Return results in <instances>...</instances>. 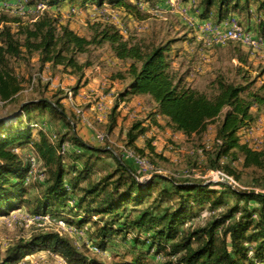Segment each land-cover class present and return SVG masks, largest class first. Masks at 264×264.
<instances>
[{"label": "trees", "instance_id": "trees-1", "mask_svg": "<svg viewBox=\"0 0 264 264\" xmlns=\"http://www.w3.org/2000/svg\"><path fill=\"white\" fill-rule=\"evenodd\" d=\"M11 1L0 0L1 102H12L21 89L8 65V58H21V48L37 52L41 66L71 67L80 79L83 66L76 55L85 53L91 44H108L114 58L126 64L124 72L116 75L126 83L117 93L108 132L115 126L118 101L147 96L153 104L149 113L153 125L159 124L157 117H163L173 132L186 138H200L209 125H215L213 151L202 148L211 170L239 180L232 164L240 162L242 170L260 173L264 180V142L254 148L240 139L264 109V86L253 90L255 79L249 81L242 75L243 82L230 84L217 75L210 93L201 92L172 75L169 54L175 40L132 43L115 27L106 26L88 41L67 26L56 25L58 20L45 9L32 27H24L20 40L8 25L19 20L3 13ZM158 1L25 0L24 5L39 3L49 9L70 5L81 10L109 6L127 17H140L141 2L155 5ZM196 9L201 20L213 17L217 23L235 14L250 17L254 13L256 36L264 40V0H197ZM238 60L246 63L245 57ZM44 116L48 123L63 127L56 129L53 140L45 121L40 122ZM9 119L8 125L0 120V218L22 208L32 216L60 218L75 230L90 231L98 253L84 244L74 246L55 231L42 230L10 244L0 264H18L40 252L64 264H264V191L156 174L144 179L111 148L82 141L57 100L25 101ZM148 132V125L135 121L126 134L125 147L142 157L144 149L136 142ZM145 142L154 154L152 140ZM23 149L32 150L42 165L41 179L33 177L31 159L18 152ZM108 250L110 257L97 256Z\"/></svg>", "mask_w": 264, "mask_h": 264}, {"label": "rangeland", "instance_id": "rangeland-1", "mask_svg": "<svg viewBox=\"0 0 264 264\" xmlns=\"http://www.w3.org/2000/svg\"><path fill=\"white\" fill-rule=\"evenodd\" d=\"M165 4H140V17H127L118 10L104 6L102 9H79L70 5L60 9H49L37 3L35 7H26L25 0H12L5 4L4 14L11 19L17 18L19 23L10 22L12 33L18 34L23 40L22 31L25 26L32 27L40 11L49 12L57 19L58 26L68 29L90 41L106 26L115 27L123 33L124 39L142 45H156L168 40L176 44L170 52V71L175 79L183 78L186 86L198 91L210 93V83L217 75L230 83L243 82L242 75L249 81L256 80L252 89L264 86V40L256 36L257 17L253 13L247 17L244 13L235 14L220 23L211 17L201 20L196 9L197 0L182 3L175 0H164ZM44 6V7H42ZM253 11L254 6H252ZM224 29L226 25L235 28L237 33L249 32L257 38L253 45L241 40H224L222 38L208 39L202 36L200 26ZM59 32V30L57 31ZM263 43L258 45V41ZM21 58H8L9 69L20 82L21 89L12 102L0 101V120L8 125L7 117L15 112L17 106L25 101L44 97L51 101H59L65 114L74 127L77 135L85 143L95 147H109L123 160L141 173L146 179L150 175L173 177L177 180L203 181L204 183H226L240 189L264 191L263 175L242 170L240 162L232 164L239 173V180L226 177L209 168L207 158L202 148L213 151L215 125H209L200 137L186 138L178 132H173L167 126V120L157 117L158 125H153L149 113L153 104L147 96H136L117 102L115 110V126L108 132L109 117L116 102V96L126 81L116 78L123 73L126 64L118 61L111 53L108 44L87 47L85 53H78L76 60L82 65L83 77L79 79L71 67L63 65L41 66L37 52L28 53L21 48ZM238 57H245L246 63H241ZM77 90H73L75 88ZM43 120V121H42ZM40 122L46 123L47 135L53 140L56 129L63 128L53 122L48 123L44 116ZM135 121H142L149 126V132L137 140V147L144 149L143 156H138L125 147L126 134ZM152 140L154 154L145 147V141ZM242 143H248L254 148H260L264 142V109L259 113L258 121L247 131L241 133ZM65 145V149H69ZM24 157L31 159L33 177L41 179L43 167L35 159L30 149L19 150ZM113 164L111 160H107ZM143 167V169L141 168ZM229 202L231 199L228 198ZM205 214H203L204 216ZM201 218L197 222H201ZM194 223V222H193ZM55 231L70 239L74 246L81 248L84 244L92 252L98 253L94 243L89 238L90 231H78L56 217L32 216L22 208L7 217L0 218V257L6 248L16 240L26 239L30 234L42 231ZM89 252L92 255V252ZM94 255V254H93ZM101 258L110 257V251L97 255ZM18 264H64L63 261L47 252L36 253L25 258Z\"/></svg>", "mask_w": 264, "mask_h": 264}, {"label": "built area", "instance_id": "built-area-1", "mask_svg": "<svg viewBox=\"0 0 264 264\" xmlns=\"http://www.w3.org/2000/svg\"><path fill=\"white\" fill-rule=\"evenodd\" d=\"M40 9H46V8H40ZM200 30L201 33L203 34L202 36L207 37L208 39H214V38H222L224 40L237 39V40L249 42L252 45L255 42H257V38L251 36L249 32L237 33L236 29L231 28L230 25H226L224 29H221L216 26H207V23L204 22L201 24ZM141 168L143 169V167Z\"/></svg>", "mask_w": 264, "mask_h": 264}, {"label": "crops", "instance_id": "crops-1", "mask_svg": "<svg viewBox=\"0 0 264 264\" xmlns=\"http://www.w3.org/2000/svg\"><path fill=\"white\" fill-rule=\"evenodd\" d=\"M157 5H161V4H165V1L164 0H159L157 3H156Z\"/></svg>", "mask_w": 264, "mask_h": 264}, {"label": "bare ground", "instance_id": "bare-ground-1", "mask_svg": "<svg viewBox=\"0 0 264 264\" xmlns=\"http://www.w3.org/2000/svg\"><path fill=\"white\" fill-rule=\"evenodd\" d=\"M42 7H44V6H42ZM230 40H236V39H230ZM260 43H263V41L259 40V41H258V45H259ZM263 45H264V44H263Z\"/></svg>", "mask_w": 264, "mask_h": 264}]
</instances>
